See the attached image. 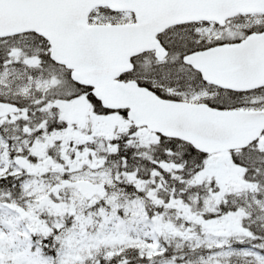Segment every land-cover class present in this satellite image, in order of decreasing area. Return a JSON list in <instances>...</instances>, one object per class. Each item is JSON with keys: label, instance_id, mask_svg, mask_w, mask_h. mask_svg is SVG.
Returning <instances> with one entry per match:
<instances>
[{"label": "snow or ice", "instance_id": "6c2138e0", "mask_svg": "<svg viewBox=\"0 0 264 264\" xmlns=\"http://www.w3.org/2000/svg\"><path fill=\"white\" fill-rule=\"evenodd\" d=\"M0 264H264V0H0Z\"/></svg>", "mask_w": 264, "mask_h": 264}]
</instances>
